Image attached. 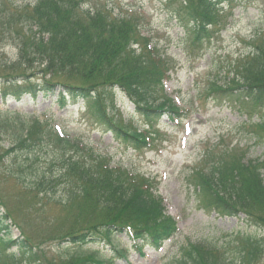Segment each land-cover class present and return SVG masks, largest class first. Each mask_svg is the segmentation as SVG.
Segmentation results:
<instances>
[{
    "label": "rangeland",
    "instance_id": "1",
    "mask_svg": "<svg viewBox=\"0 0 264 264\" xmlns=\"http://www.w3.org/2000/svg\"><path fill=\"white\" fill-rule=\"evenodd\" d=\"M44 1L0 0V118L16 120L11 127L0 126V203L2 213L10 219L0 230V264H77V255H113L109 244L98 242L81 247L66 238L98 222L100 215L78 197L66 199L61 179L49 189L54 194L52 198L43 199L39 191L24 187L33 182L32 170L23 163L19 168L8 156L3 157L11 147L12 135L20 129L17 114L28 122V117L35 116L44 125L65 128L72 138L81 139L108 157L112 166L128 169L140 183L149 181L166 214L178 222L175 237L165 242L161 250L150 245L139 252L125 235L119 236L115 240L118 249H128L129 257L128 261L117 260V264H184L193 247H197L198 254L210 252L216 261L226 260L227 264H264L263 202L245 205L247 210L229 202L227 196L230 205L240 208L232 217L219 211L215 200L211 205L202 186L203 176L210 181L214 177L220 179L213 169L215 161L225 163L241 158L244 163H264V109L251 112L231 100L236 97L212 92L214 83L221 87L226 84L223 87L227 89L233 79L240 81L253 70L258 55H263L264 0L224 2L217 8L216 25L208 27L199 39L183 0H74L80 12L108 16V23H93L84 17L81 26L88 34L110 41L120 53L127 52L133 58L148 55L150 43L149 47L156 49L152 58L164 60L163 68L169 75L164 91L175 114L149 121L122 89L113 91L108 99L110 116L131 130H140L148 140L140 150L106 133L86 102L67 98L62 105L61 88L20 100L4 96L3 90L5 86L8 90L11 82L24 85L25 80L37 84L39 89L44 79L67 82L75 81L79 75L75 76L79 72L75 66L82 63L73 53L55 55L50 69L41 61V51H54L63 37L69 40L70 33H75L68 28L53 33L49 26L46 31L50 33L45 34L32 27L47 21L45 16L38 18L43 8H37ZM56 1L62 8L68 5L66 0ZM44 11L48 9L44 7ZM109 17L119 23L110 22L113 20ZM118 30L125 34L126 45L120 44ZM40 37L44 39L42 49L36 47ZM20 60L29 62V67ZM44 68L46 75H42ZM48 150L39 151L42 160H37L38 168L41 173L58 175L62 164L52 160ZM233 175L238 177L237 172ZM261 175L264 181V167ZM46 181L41 179L42 193L46 192ZM230 189L224 187L223 192L228 194ZM22 244L25 251L19 249Z\"/></svg>",
    "mask_w": 264,
    "mask_h": 264
},
{
    "label": "trees",
    "instance_id": "2",
    "mask_svg": "<svg viewBox=\"0 0 264 264\" xmlns=\"http://www.w3.org/2000/svg\"><path fill=\"white\" fill-rule=\"evenodd\" d=\"M226 1L228 0H183L197 39L207 32L208 27L216 25L217 8ZM66 2L67 7L62 8L56 0H45L37 9L40 11L43 8L42 16L39 15L38 18L45 16L47 21L41 19L42 23L32 27L42 33H50L46 31L49 26L53 33L67 28L76 33H70L72 37L69 40L68 37H63V42L58 43V48L54 51L53 49L49 53L41 51L40 55L41 61L46 62V67L50 69L55 55H61L63 52L73 53L82 63L75 66V70H79L75 72V76L79 74L77 79L67 82L62 79L50 82L44 79V83L41 84L43 87L39 89L37 84L25 80H23L24 85H15L11 82L12 86L8 87V90L6 86L4 90L2 89L4 96H14L20 100L24 96H36L40 92L50 94L61 88L59 100L62 105L67 102V98L73 102L80 100L86 102L89 104V109L95 112L96 119L104 125L102 127L106 129V133L112 134L116 141L126 145L130 143L129 146L133 149L140 150L147 146L148 140L139 132L140 130H131L127 125L118 123L110 116L107 111L108 99L113 91L122 89L134 102L136 110L149 121L153 118L167 117L171 113L175 114L174 105L170 103L171 100L164 91V81L169 76L167 69L163 68L164 60L156 61L152 58V55H156V49L149 47L150 43L147 44L148 55L143 54L139 58H133L134 56L128 55L127 52L120 53L117 45L112 46L110 41L98 39L93 33L88 34L85 27L81 26L84 17H88L93 23H108V16L98 12H80L74 0H66ZM48 4L51 7L47 6ZM44 7L48 12L44 11ZM111 19L113 21L110 22L119 23L117 19ZM117 35L121 38L120 44L126 45L125 34L118 30ZM37 41L36 47L42 49L44 39L40 37ZM262 54L253 62V70L245 74L240 81L233 79L228 85L230 88L226 87L227 89L224 88L226 84L221 87L214 83L212 92L236 97L231 100L240 103L251 112L264 109V53ZM20 61L25 63V67H29V62ZM45 70V68L42 70L44 72L42 75H46ZM106 71L111 72L112 75L107 74ZM242 73H246L244 69ZM18 119L20 129L12 135L11 147L3 157L8 156L9 160L19 168L23 163L29 170L35 172L34 177L32 175L34 173L30 171L34 178L30 184L25 183L21 178L25 183V189L39 191L43 194V199L52 198L54 194L50 193L49 189L53 188L55 181L61 179L66 199L71 201L73 197H78L90 205L93 212L100 215L98 222L66 238H70L73 244L81 247L98 242L109 244L113 255L110 258H105L103 255H77V264H117V260H128V249H118V244L115 242L122 235H125L139 252L142 251L143 246L160 247L165 241L175 237L178 232L177 222L166 214L161 199L153 194L149 181L145 179L140 183V179L128 169L123 166H112V161L108 157L97 153L81 139L72 138L67 130L54 129L53 126L44 125L37 118H28L31 122L26 121V118ZM13 121L16 120L10 117L4 120L0 118V126L2 124L4 127H11ZM46 148L52 149L50 152L47 151V155H52L54 157V159L50 157L52 160L62 164L58 175H52L51 172L41 173L38 168L42 160L39 151H46ZM213 164L215 175L219 174L220 179L214 177L210 181L207 176L202 177L204 194L211 200V205L214 204L212 201H216L219 211L234 217L240 208L248 210L245 205L259 201L264 204V181L261 175L264 163L259 161L244 163L238 158L227 160L225 163L218 160ZM234 172H237L238 177L233 175ZM41 179L43 182L47 179L44 185L45 193L41 190L43 183ZM223 186L231 187L228 194L223 192ZM222 194L223 197H220ZM227 196H230L229 202L239 205L238 210L226 201ZM1 208L0 203V215L2 214L0 230L9 219L8 214L2 213ZM6 233L9 234L8 231ZM22 246L24 245L22 244L19 249L25 251V246ZM206 253L198 254L197 247H193L188 255L189 260L184 264H227L226 260L216 261L214 255L209 254L210 252Z\"/></svg>",
    "mask_w": 264,
    "mask_h": 264
}]
</instances>
